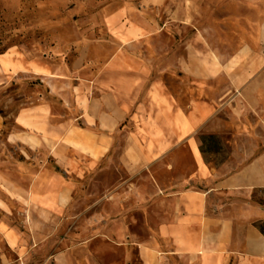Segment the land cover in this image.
Returning a JSON list of instances; mask_svg holds the SVG:
<instances>
[{
	"label": "crops",
	"instance_id": "1",
	"mask_svg": "<svg viewBox=\"0 0 264 264\" xmlns=\"http://www.w3.org/2000/svg\"><path fill=\"white\" fill-rule=\"evenodd\" d=\"M169 1L53 0L0 52V264H264V0Z\"/></svg>",
	"mask_w": 264,
	"mask_h": 264
},
{
	"label": "rangeland",
	"instance_id": "2",
	"mask_svg": "<svg viewBox=\"0 0 264 264\" xmlns=\"http://www.w3.org/2000/svg\"><path fill=\"white\" fill-rule=\"evenodd\" d=\"M53 0H0V52L12 46H22L29 55H32L40 48L39 38L42 34H47L56 29L59 23H63L61 13L54 8ZM208 0H170L166 9H174L175 19L180 22L189 21L190 23L198 21L199 12H207ZM210 2L218 5V0ZM202 15V14H201ZM224 15L221 16V19ZM183 38H189L192 34L191 27L185 25L180 29ZM195 85V84H194ZM16 156V151L8 148ZM35 156L42 158L44 152L39 150L34 153ZM83 163V161H80ZM50 167L53 166L48 160ZM80 205V204H79ZM82 205H85L82 204ZM78 210V209H77ZM76 210V211H77ZM101 253L106 254L110 261L112 250L107 244H99Z\"/></svg>",
	"mask_w": 264,
	"mask_h": 264
},
{
	"label": "trees",
	"instance_id": "3",
	"mask_svg": "<svg viewBox=\"0 0 264 264\" xmlns=\"http://www.w3.org/2000/svg\"><path fill=\"white\" fill-rule=\"evenodd\" d=\"M204 139L207 140L208 144H211V143H212V138H210V137H206V138H202L201 140H204ZM52 169H53V171H54L55 173H59V170H58V168H57L56 166H52ZM258 230H259L260 233L264 236V224H263V226H259V227H258Z\"/></svg>",
	"mask_w": 264,
	"mask_h": 264
}]
</instances>
